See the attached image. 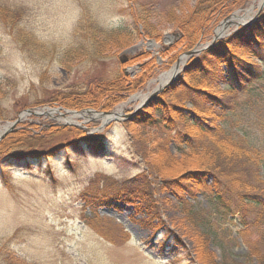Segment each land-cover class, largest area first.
Returning <instances> with one entry per match:
<instances>
[{"label": "rangeland", "instance_id": "obj_1", "mask_svg": "<svg viewBox=\"0 0 264 264\" xmlns=\"http://www.w3.org/2000/svg\"><path fill=\"white\" fill-rule=\"evenodd\" d=\"M0 2L21 10L15 21L27 36V43H18L0 19V131L10 126L0 136V264H264L262 227L246 231L239 218L234 223L204 221L200 218L213 210L204 196L160 191L162 178H174L202 160L180 155L173 140L185 135L187 126L175 110L193 108L190 67L258 18L264 10L261 0H246L225 17L213 14V30L206 37L192 32L195 18L188 20L197 0ZM234 16L247 22H231ZM226 19L230 23L216 40ZM183 20L190 22L181 29L177 24ZM190 36L199 39L189 45ZM106 44L109 49L101 57L100 47ZM78 53L86 56L72 60ZM245 60L264 67L257 59ZM120 73L130 91L112 110L49 103L55 91L72 95L88 82L113 81ZM176 85L182 89L174 92ZM109 98L103 97L104 103ZM239 102L225 126L264 157V84ZM151 103L166 105L165 114L172 118L157 113L159 123L145 127L129 119ZM94 114L115 117L103 125ZM69 118L76 123H67ZM169 119L174 125H167ZM80 135L92 139L85 152L69 143ZM170 136L164 152L160 144ZM100 137L106 140L105 153L96 148ZM28 147L39 149L40 158L27 156ZM250 170L254 191L264 196V167ZM143 171L154 182L157 205L151 212L138 210L137 198H117ZM106 190L113 201L94 212L92 195L83 192ZM202 231L212 234L205 245Z\"/></svg>", "mask_w": 264, "mask_h": 264}, {"label": "trees", "instance_id": "obj_2", "mask_svg": "<svg viewBox=\"0 0 264 264\" xmlns=\"http://www.w3.org/2000/svg\"><path fill=\"white\" fill-rule=\"evenodd\" d=\"M245 2L246 0H197L196 9L188 17V20L195 18L198 21V24H190L193 26L192 32L195 33L199 30L198 35L203 32V36H208L213 30L210 26L215 19L211 17L213 14L218 18L225 17L233 10L242 7ZM18 13H21V10L19 12L10 9L0 2V19L3 20L1 23L5 24L18 43L19 41L27 43V36L25 37L20 28V23L15 21L16 17L20 16ZM188 20L187 22L186 20L181 21L177 26L182 29L190 22ZM137 21L145 23L141 17H138ZM192 37L190 36L189 45L195 44L199 39L194 40ZM124 46L120 48L122 49ZM24 47V45L21 46L25 49ZM106 47L107 44L100 47L101 57H104L103 53L109 49ZM70 52L71 50L67 53ZM85 56L84 53H78L72 60H78ZM246 57L264 63V10L258 21L248 27L240 28L228 40L217 43L190 67L188 77L194 82V86H190L191 93L188 99L193 108L189 111L185 109L182 111L180 107L175 110L178 113V119L181 118L187 123L186 134L182 136L179 135L180 133L176 134L174 139L170 136L162 141L160 148L167 152L168 145L173 139L176 141L177 152L180 155H198L202 160L198 167L188 169L174 178H162L164 181L160 186V191L166 190L175 193L181 190L185 196L191 198L202 195L212 205L213 210L200 219L234 223V220L239 218L246 231L251 226L256 229L262 227L260 236L264 237V221H261L264 219V196L254 191L256 189L250 170V168L258 170L263 168L264 157L261 152L253 150L252 144L247 142L244 136L241 138L232 134L225 126L228 117L234 113V108L240 105V99L248 95L259 84H264V67L245 60ZM202 84L206 85V88L199 86ZM220 84H224V88H221ZM128 85L120 73L113 81L88 82L85 89H77L72 95H63V93L61 95L60 91H55L49 103H59L64 107L76 109L92 107L112 110L126 98L130 91ZM177 89H179L177 85L172 87L174 92L180 91L182 88ZM103 97L109 98V102L104 103ZM39 104L42 103L36 105ZM166 110H168L166 105L151 103L134 117V121L144 127L155 126L159 123L156 114H165ZM165 117L164 120L172 118L166 114ZM167 125H174V121L169 119ZM104 138L100 137L99 140H96V148L100 153H105L107 150ZM90 142H92L91 138L80 135L69 143L76 148L77 152H85V147ZM39 151L34 147H28L25 154L40 158ZM42 151L48 153V150ZM189 151L190 153H188ZM150 172L155 173L151 170ZM138 180L142 181L141 185ZM153 183L147 173L143 171L142 175L135 177L128 187L123 188V192L117 198L125 200L124 195L132 199L137 198L140 201L136 204L137 209L151 212L157 205L155 197L153 198ZM110 191L83 193L87 196L92 195V198L89 199L90 207L95 212L96 206L113 201H109L112 199ZM150 194H152L151 197ZM191 215L195 216L196 212L192 211ZM159 226L158 224L156 227ZM201 233L205 245L210 241L212 234L206 231Z\"/></svg>", "mask_w": 264, "mask_h": 264}, {"label": "bare ground", "instance_id": "obj_3", "mask_svg": "<svg viewBox=\"0 0 264 264\" xmlns=\"http://www.w3.org/2000/svg\"><path fill=\"white\" fill-rule=\"evenodd\" d=\"M264 0H261V3L263 2ZM232 21L231 22H235V23H244V22H247L246 21V18L244 17L243 18V20H242V18H239L238 16H234L232 19H231ZM226 30V26L224 27V26H221L219 29H218V31H217V33L218 34H222V33H224V31ZM174 71H172V72H170L168 75H166V76H163V78H161V85H163V84H165L168 80H169V78L172 76V75H174ZM75 116H77V117H80V118H85V117H87V116H89V118L91 117L90 115H86V114H75ZM114 115H112V116H101V115H97V114H94L93 115V117L92 118H97V119H99V120H102V123H103V125H105V124H107V123H109L111 120H113L114 119ZM75 118V117H74ZM74 118H69V119H67L66 120V122L67 123H76V121L75 120H73ZM18 120H16L15 122H13V126H15L16 124H18V123H16ZM19 121H20V118H19ZM10 129V126H4L3 128H2V130L0 131V136L6 131H8Z\"/></svg>", "mask_w": 264, "mask_h": 264}, {"label": "water", "instance_id": "obj_4", "mask_svg": "<svg viewBox=\"0 0 264 264\" xmlns=\"http://www.w3.org/2000/svg\"><path fill=\"white\" fill-rule=\"evenodd\" d=\"M263 7H264V1L262 2V5H261V9H260L261 11H262ZM261 11H260V12H261ZM260 12H259V13H260ZM258 17H259V15H258ZM257 19H258V18H256L254 21H256ZM251 21H252V20H251ZM251 21H250L249 23L245 24V26H246V25H249V24L251 23ZM229 23H230V21H229L228 19H226V20H224V22H222V24H221L220 26H224V27L226 26V27H227V26L229 25ZM239 24L241 25V23H239ZM243 25H244V24H243ZM220 37H221V36H220ZM220 37H219V34L216 33V40H218ZM87 112L89 113V111H87ZM135 115H136V114L134 113L132 116L129 117V119H133V117H134ZM18 122H19V120H18L16 123H18Z\"/></svg>", "mask_w": 264, "mask_h": 264}]
</instances>
